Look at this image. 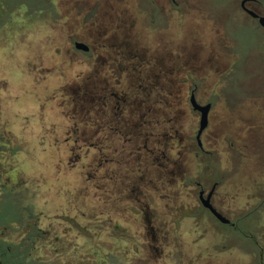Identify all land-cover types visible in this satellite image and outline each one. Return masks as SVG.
Masks as SVG:
<instances>
[{
	"label": "rangeland",
	"instance_id": "rangeland-1",
	"mask_svg": "<svg viewBox=\"0 0 264 264\" xmlns=\"http://www.w3.org/2000/svg\"><path fill=\"white\" fill-rule=\"evenodd\" d=\"M121 1L126 4H123V8L128 11L127 16L133 13L134 18L133 26L128 23L122 30L119 29L116 21L121 7L117 2L120 0H0V4L5 8V11L0 9V34H11L17 40L13 43V48L12 46L3 48L6 51L3 53L4 57L0 59V65H5L7 69L10 67L12 73L6 72L3 77L0 76V101L8 93L10 98L17 99L20 94H31L30 91L34 88L38 92L35 98L40 97L41 92L42 99L37 100L40 103L44 101L45 107L42 119L44 128L39 137L28 133L22 135L24 137L20 139L17 133L15 138L8 131L0 130V211L2 212L0 217L7 216L9 220H15L16 216L11 217V213H17V210L23 213L24 208L28 207L41 217L42 227L50 231L54 230L57 235H62L69 226L66 216L75 215V219H78L81 225L86 222V220L82 221V218H89V224L85 225L90 229V262L84 263L82 260L84 257L82 240L74 239L80 244L74 250L76 252L74 259L66 260L70 258L67 255L64 260L71 261L72 264H134V259L146 260L154 256V253L147 249L151 244V235L144 229V219L139 212L125 202L116 203L115 207L116 210L126 209L127 212L117 213L109 205L107 213L105 212L102 199V149H99L100 146L96 143L102 139V133L94 136L97 127L93 124L88 126L87 138H84L89 142H85L86 147L80 141L82 138H79L78 133L72 135L70 131L74 123L78 124L79 112L67 102V97L71 95L70 91L66 87L64 91L60 90L61 85H65L66 82L70 85L73 79L76 83H82V79L88 77V72L91 80L99 77L104 29L111 36L131 34L132 39H135L133 42L138 43V55L143 58L150 57L151 45L154 43L153 35L158 31L151 29L145 1ZM137 2H142L144 5L140 4L136 9ZM207 2L208 5L218 8L221 13L232 9L230 7L232 0H207ZM220 15L225 17L224 14ZM207 17H209L207 12L196 9L190 10L181 19L179 15L171 12L169 34L172 48L176 47L179 38L184 36L188 51H192L190 53L196 56L202 55L205 59L208 46L212 45L219 55L224 56L223 67L219 68L217 73L214 71L197 73L188 68L192 73H187L184 69L182 76L187 82L201 84L197 93L199 100H213L218 97L215 99L213 114H226L227 106L224 98H226L229 71L225 67L230 59H245L244 63L240 64V69L245 72V78L249 82L250 102H258L253 96L259 97L261 89H264V29L252 24L240 25L237 21L229 26L231 37L223 39V32L217 31ZM159 31L162 32L161 29ZM196 38L200 40L197 47L191 40ZM73 39L84 42L91 48L97 46V52L90 51L88 54L76 52L72 44ZM222 40L225 41V47L221 45ZM227 51L233 53L234 57L228 59ZM31 58L35 64L28 62L30 68L21 74L15 73L19 71L16 67L19 64H16V61H21L22 67L26 68V61ZM192 64L189 63L188 66ZM173 76L177 81L181 78V75L173 74ZM23 88H27L26 91ZM175 91L177 90H172ZM32 106L26 102L5 104L4 112L8 122L14 120L15 112L32 111ZM177 108L178 106L176 113ZM195 123L193 113L188 112L185 134L192 136L189 144L192 148L188 150L185 160L187 180L194 179L195 175L193 141ZM37 124L32 126L36 127ZM80 128L82 126L78 124V130ZM72 145L74 149H68ZM88 145L97 148L88 149ZM172 145L175 147L174 150L178 148L176 141ZM23 146L27 148L24 149ZM39 146L43 149H39ZM81 146L82 149H78ZM75 159L77 161H74ZM244 161L241 157L235 158V167L239 168L235 170L230 182L235 185L234 195L241 193L242 190L244 179L241 164ZM161 187L156 183L150 186L149 195L156 199L161 198L165 194ZM186 192L195 191L187 187ZM7 193H10V198L4 196ZM163 204L164 202L155 201L153 207L160 210V214H164ZM246 205L247 202L242 200L232 202L234 219H240L238 230L215 223L208 218L207 213H203V217L197 215L195 220L168 218L166 231L170 232L169 237L174 242V246L180 245L185 258L197 256L202 259H220V264L234 259V263L240 261V264H243L242 260L246 258L244 253L249 252L250 264H258L259 252L256 242L261 243L260 233L264 230V205L257 214L241 219L238 216L246 209ZM255 205L256 203L252 202L250 208ZM155 220L158 225H163L165 219L160 217ZM197 225L206 228L207 231L194 232L193 227ZM11 227L9 241L18 239L22 226L18 222H13ZM246 232L251 234V238H244ZM67 236L74 238L77 234L74 231ZM50 241L38 245L34 258L39 257L37 259L39 264H57L50 249ZM161 244L160 246L163 247L164 244L162 242ZM222 246L229 247L222 250L228 254L220 253ZM27 264H30V261Z\"/></svg>",
	"mask_w": 264,
	"mask_h": 264
},
{
	"label": "flooded vegetation",
	"instance_id": "flooded-vegetation-1",
	"mask_svg": "<svg viewBox=\"0 0 264 264\" xmlns=\"http://www.w3.org/2000/svg\"><path fill=\"white\" fill-rule=\"evenodd\" d=\"M140 1H145L147 6L151 29L158 31L153 35L154 43L151 45L150 57L143 58L138 55V43L133 42L135 39H132L131 34L122 33L111 36L104 29L99 77L91 80L90 72H88V77L83 78L82 83H76L73 79L70 85L66 82L65 85L60 86L61 91H64L65 87L70 91L71 95H67L69 97L67 102L77 109L80 116L78 124L82 128L78 130V124L74 123L69 131L72 135L78 133L85 147L87 140L84 138H87V128L91 124L97 127L94 136L102 133V139L96 143L100 146L99 149H102V199L105 212L108 211V205L117 213L127 212L126 209L116 210L115 205L122 202L128 203L129 207L140 213L145 223L143 227L151 235V244L147 249H150L154 256L146 260L134 259V264H220V259L183 257L184 252L180 245L174 246V242L169 237L170 232L166 231L167 219L175 217L195 220L197 215L202 216L203 213H207L211 221L238 230L240 219H234L233 201L247 202L246 209L242 210L238 216L241 219L257 214L263 208L264 89H261L259 97L253 96L258 102L251 103L249 82L245 78V72L240 69V64H243L245 59H230L225 67L229 71L226 98H224L227 106L226 114H213L215 99L218 97L213 100H199L197 93L201 84L187 82L182 73L184 69L187 73H192L190 69L197 73L198 71L217 73L219 68L223 67L224 56L219 55L212 45L208 46L209 50L206 52L205 59L202 55L196 56L190 53L192 51H188L184 36L180 37L179 44L172 48L169 23L172 11L179 15L180 19L190 10L205 11L209 14L207 20L212 22L217 31L223 32V39H225L231 37L229 26L237 21L240 25L252 24L264 29V0H232L230 6L232 9L224 13L208 5L207 0ZM117 3L121 5L119 17L116 20L119 29L122 30L128 23L133 26V13L128 17V11L123 8L126 4L121 0ZM140 4L142 2L135 3V8L137 9ZM0 9L5 11L2 4ZM220 14H224L225 17H221ZM160 29L162 32L159 31ZM0 38V54L3 55H0V59H2L6 51L3 48L7 46L13 48V43L17 40L11 34H0ZM191 40L197 47L200 40L197 38ZM72 41L73 47L75 42H81L77 39ZM220 42L222 47H225V41ZM88 47V52L74 49L83 54H88L90 51L97 52V46L91 48L88 45ZM13 52L16 53V51ZM18 54L21 55L19 52ZM227 54L228 59L234 57L230 51H227ZM28 62L35 64L31 58L26 61L27 67L24 68L21 61H16V64L20 65L16 66L19 71L13 72L20 74L24 72L31 67L28 66ZM189 63L193 64L188 66ZM6 72L12 73L10 67L7 69L5 65H0V76L3 77ZM173 74L181 75L179 81L174 79ZM26 89L23 88L25 91ZM174 89L177 91L172 92ZM30 92L32 93L20 94L17 99L10 98L8 93L0 101V130L8 131L15 138H17L15 133L19 138H23L22 135L28 133H33L35 137L40 136L44 128L42 125L44 101L41 103L38 101L42 99L41 92L40 97L37 98L35 96L38 92L34 88ZM192 94L199 105H210L207 125L200 133L199 140L196 136L199 131L200 112L193 110L191 106ZM47 100L51 101L49 98ZM13 102H26L33 105V110L17 111L14 113L16 115L14 120L11 119V122H8L4 105ZM176 106H178L177 113ZM190 111L196 120L193 128L196 165L194 179L187 180L185 160L188 150L192 148V145H189L192 136L185 134V127L186 117ZM35 123H38L37 126H32ZM174 141L178 144L175 150L172 145ZM83 146L78 149H82ZM23 147L25 149L26 146ZM87 148L96 149L97 147L88 145ZM39 149L43 147L39 146ZM68 149H74V146ZM236 157L245 160L242 164L238 163L242 165L244 181L241 193L234 195L235 185L230 182L235 170L239 168L235 167ZM155 183L162 186L165 192L161 198L156 199L148 193L149 187ZM2 186L5 187L4 184ZM187 187L194 190L195 194L186 192ZM155 201L164 202V214H160V210L153 207ZM203 202L228 222L222 223L218 220L210 209L204 207ZM252 202L256 205L250 208ZM160 217L165 219L163 225H158L155 220ZM84 218L82 221L86 220V222L81 225L78 219H75V215H68L66 221L69 226L62 235H57L54 230L50 231V249L57 264H72L71 261L64 260L67 255L70 258L66 260L74 259L76 253L74 250L80 246L74 239L82 240L84 256L82 260L84 263L90 262V229L85 225L90 221L89 218ZM113 227L117 228L116 225ZM41 228L48 230L46 227L41 226ZM207 228L209 229V226ZM193 230L194 232L207 231L199 225L193 227ZM74 231L77 237L67 236ZM260 234L261 243L256 242L259 252L258 264H264V230ZM248 237L251 238V234L246 232L244 238ZM161 242L164 244L163 247L160 246ZM227 248L229 247L222 246L220 253L228 254V252H222ZM245 255L243 264H250L249 252L244 253ZM233 260H226L225 264H240V261L234 263Z\"/></svg>",
	"mask_w": 264,
	"mask_h": 264
},
{
	"label": "trees",
	"instance_id": "trees-1",
	"mask_svg": "<svg viewBox=\"0 0 264 264\" xmlns=\"http://www.w3.org/2000/svg\"><path fill=\"white\" fill-rule=\"evenodd\" d=\"M10 198V193L4 195ZM3 210V208L1 209ZM2 212L0 211V216ZM15 220H9L7 216L0 217V264H39L34 254L39 244L48 242L51 238L50 230L42 229L40 218L30 208H24L23 213H11ZM13 222H18L21 234L18 239L9 241ZM39 258V257H38Z\"/></svg>",
	"mask_w": 264,
	"mask_h": 264
},
{
	"label": "water",
	"instance_id": "water-1",
	"mask_svg": "<svg viewBox=\"0 0 264 264\" xmlns=\"http://www.w3.org/2000/svg\"><path fill=\"white\" fill-rule=\"evenodd\" d=\"M262 25H263V22H262ZM74 48L76 50H79V51H82V52H88L89 51L88 45H86V44H84L82 42H75L74 43ZM190 103H191V106H192L193 110L200 112L199 131H198V135L196 136V139L199 140L200 133L202 132V130L207 125V117H208V113H209V110H210V105L209 104L204 105V106L199 105L195 101L193 94L190 97ZM203 205H204V207H207L208 209H210L211 213L218 220H220L222 223H227L228 222L222 216H220L219 214H217L207 203L203 202Z\"/></svg>",
	"mask_w": 264,
	"mask_h": 264
}]
</instances>
